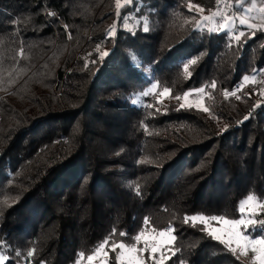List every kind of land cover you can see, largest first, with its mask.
Listing matches in <instances>:
<instances>
[{"label":"trees","instance_id":"trees-1","mask_svg":"<svg viewBox=\"0 0 264 264\" xmlns=\"http://www.w3.org/2000/svg\"><path fill=\"white\" fill-rule=\"evenodd\" d=\"M252 3L264 8L236 6ZM217 8L0 0V264H76L113 229L129 243L168 226L164 264H249L184 223L236 220L239 201L264 199V85L240 87L264 75V28L243 25L237 42L232 27L202 26ZM201 87L203 106L181 108L177 97Z\"/></svg>","mask_w":264,"mask_h":264},{"label":"snow or ice","instance_id":"snow-or-ice-1","mask_svg":"<svg viewBox=\"0 0 264 264\" xmlns=\"http://www.w3.org/2000/svg\"><path fill=\"white\" fill-rule=\"evenodd\" d=\"M220 0H217V3L219 4ZM120 4V0H117V5ZM190 11H197V13L202 12L203 9L200 8L199 5H190L189 7ZM264 11V9H262ZM214 16L216 13L213 14ZM205 20H208L209 17H204ZM223 23L220 25L221 28L224 27L225 24L231 27L230 20L228 17H222ZM241 23H244L243 20H241ZM148 29L145 28L144 31H147ZM244 33L240 32L238 35L235 36V40L237 42L240 41L241 36H243ZM108 53L104 52L102 54L103 56H107ZM95 61H93L94 63ZM183 64L184 70L187 71L188 64H195L196 59L190 58L188 61L181 62ZM87 67V64L85 65ZM249 77L244 76L243 81H248ZM211 88H215L216 84L213 81L210 85ZM204 87H201L198 91L203 93ZM164 93H167L169 90L165 88ZM235 91V90H234ZM143 95L145 97L150 95L149 91L143 92ZM185 97H187L188 93L184 94ZM227 95V93H225ZM179 99V97H177ZM189 107L191 108L192 105L188 104H181L180 107ZM198 107V106H197ZM204 112H208L209 109L207 107H204L202 109ZM249 117L245 116L244 119L247 120ZM255 199L254 196L249 195L246 200L241 201L240 204V212L243 213L245 211V205L249 204ZM259 207L264 208V203H261ZM199 222L201 225V231H203L207 237L213 239L214 241L219 242L221 245H224L229 251H231L233 254L237 252L238 248L243 249V254L247 255V251L249 248H251V251L255 253L254 260L258 262V264H264V219H258L253 220L251 217L245 221L243 219L238 220H228L222 216H198L193 215L191 217H185L184 223H191L192 226H196V223ZM146 225L148 223L147 220L144 222ZM226 225L227 228H222L220 225ZM249 226L251 225L254 229H257L260 231L261 235L259 239H252L248 236L243 235L240 228L241 226ZM167 231H172V228L170 227ZM116 235V230L113 229L111 233V237H105L101 242H99L96 247L92 250V253L88 255L87 261L88 264H96L97 261H99V264H146L145 257L143 255L144 252H148V260L152 261V264H164V261L168 259L166 252L160 251V248L155 245H150V240L153 239V237H149L146 235L144 231H140L139 234L135 235L131 238V242L126 243L123 240L116 241L114 239ZM126 233L123 231L120 232V236L124 237ZM159 235L164 236L165 233L161 232ZM170 239H174V237H171ZM143 242V247H138L137 245L140 242ZM235 244V247H232V245ZM119 249V251H118ZM160 251V255L157 256V252ZM168 251H171L169 249ZM110 254H112L110 256ZM79 257L83 258L84 253H79ZM239 259V256L236 257ZM77 264H79V260H77Z\"/></svg>","mask_w":264,"mask_h":264},{"label":"rangeland","instance_id":"rangeland-1","mask_svg":"<svg viewBox=\"0 0 264 264\" xmlns=\"http://www.w3.org/2000/svg\"><path fill=\"white\" fill-rule=\"evenodd\" d=\"M236 1H240V0H228L225 4H223L225 7H222L221 3L219 2V8H217V16L215 15L211 20L210 23H208L209 28H215L217 27L216 24L221 25L223 23L222 17H228L230 20V24H231V29L232 32L238 35L240 32L243 31L242 26L246 25L247 27H254L256 25H260L261 27L264 28V11H262L263 6H258L257 4H250V5H243L240 10H238V6H236ZM230 3V4H229ZM207 16V15H206ZM135 19V16H134ZM133 18L130 19V25H132L131 23H133L132 21L134 20ZM205 20V19H204ZM241 20L244 21V23H241ZM229 26L227 24L224 25V27L222 29H228ZM234 28V29H233ZM232 33V35L234 34ZM235 34V35H236ZM177 55V54H175ZM249 77V80L246 82H259L260 84L264 85V75L260 72H258L257 74H252V75H245ZM243 80V78H242ZM245 81H243V83L240 85V87L246 83ZM239 87V88H240ZM200 88L198 89H189V91H186L185 93H188L187 97H185V93H183L181 95V97L179 98V103L180 104H193V106L195 107H201L203 106V93L199 92ZM164 89H162V91H160V94H158L156 97L158 100H161L164 96H166V94L168 93H164L163 91ZM145 91H149L151 93H154L156 91H158L157 89V84L156 83H152L150 85H148L147 88H145L142 92L140 93H136L134 94V96H132V104L134 103H142L143 101V92ZM252 195V194H250ZM248 197V196H247ZM247 197L243 198L241 201H244L247 199ZM241 201H239V211H240V204ZM261 203H264V199L262 201H259L257 198H255L252 202H250L249 204L245 205V211L243 213L240 212L239 217H237L236 220L238 219H243L245 221H247L250 217L253 220H258V219H264V210L261 209V207H259V205ZM194 215H198L200 216V214H194ZM204 216V215H202ZM231 221V219H228ZM222 228H227L228 226L221 224L220 225ZM170 228V226H168L166 229L161 230V231H147L145 232L146 235H148L149 237H153V239L150 240V245L151 244H155L160 248V251H162V246H165L166 244H168L169 242L171 243L173 239H170L171 237H174V235L172 234V231H167ZM172 228V227H171ZM241 232L243 233V235L248 236L252 239H259L260 238V231L257 229H254L251 225L249 226H241L240 228ZM251 230L255 231H259L258 235H253V233L251 232ZM161 232H164L165 235L161 236L159 235ZM142 245L143 242L141 241ZM143 247V246H142ZM232 247H235V244L232 245ZM240 253V257L245 260L246 262H248L249 264H258L257 261L254 260V256L255 253H253L251 251V248H249V250L247 251V255L243 254V249L242 248H238L237 249ZM119 251V249H118ZM160 251L157 252V256L160 255ZM88 257V256H87ZM87 257L84 260H81V262L79 261V264H88L87 261ZM5 257L4 256H0V263L3 261ZM77 264V263H76ZM96 264H99V261L96 262Z\"/></svg>","mask_w":264,"mask_h":264},{"label":"built area","instance_id":"built-area-1","mask_svg":"<svg viewBox=\"0 0 264 264\" xmlns=\"http://www.w3.org/2000/svg\"><path fill=\"white\" fill-rule=\"evenodd\" d=\"M228 0H220V3L222 5V7H225L223 4H225ZM230 4V3H229ZM207 23H209V20H207L206 22H203L202 23V26H204L205 28L207 27ZM263 24H264V21H263Z\"/></svg>","mask_w":264,"mask_h":264}]
</instances>
